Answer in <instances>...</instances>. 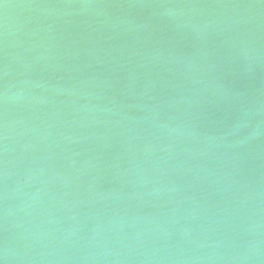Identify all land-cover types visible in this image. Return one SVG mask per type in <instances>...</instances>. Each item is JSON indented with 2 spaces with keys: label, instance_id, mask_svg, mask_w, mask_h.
Returning <instances> with one entry per match:
<instances>
[{
  "label": "water",
  "instance_id": "water-1",
  "mask_svg": "<svg viewBox=\"0 0 264 264\" xmlns=\"http://www.w3.org/2000/svg\"><path fill=\"white\" fill-rule=\"evenodd\" d=\"M2 264H264V0H0Z\"/></svg>",
  "mask_w": 264,
  "mask_h": 264
},
{
  "label": "snow or ice",
  "instance_id": "snow-or-ice-1",
  "mask_svg": "<svg viewBox=\"0 0 264 264\" xmlns=\"http://www.w3.org/2000/svg\"><path fill=\"white\" fill-rule=\"evenodd\" d=\"M0 264H2V262H0Z\"/></svg>",
  "mask_w": 264,
  "mask_h": 264
}]
</instances>
